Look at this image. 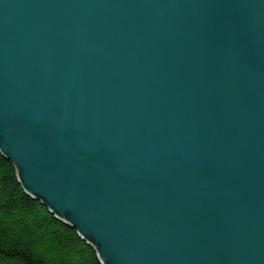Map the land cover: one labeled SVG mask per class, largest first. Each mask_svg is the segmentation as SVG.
I'll list each match as a JSON object with an SVG mask.
<instances>
[{
  "label": "water",
  "instance_id": "obj_1",
  "mask_svg": "<svg viewBox=\"0 0 264 264\" xmlns=\"http://www.w3.org/2000/svg\"><path fill=\"white\" fill-rule=\"evenodd\" d=\"M0 151L103 264H264V0H0Z\"/></svg>",
  "mask_w": 264,
  "mask_h": 264
},
{
  "label": "trees",
  "instance_id": "obj_2",
  "mask_svg": "<svg viewBox=\"0 0 264 264\" xmlns=\"http://www.w3.org/2000/svg\"><path fill=\"white\" fill-rule=\"evenodd\" d=\"M0 264H103L76 228L26 192L1 151Z\"/></svg>",
  "mask_w": 264,
  "mask_h": 264
}]
</instances>
